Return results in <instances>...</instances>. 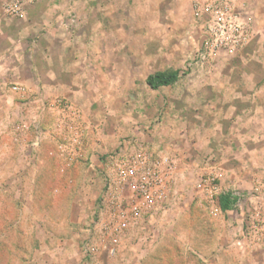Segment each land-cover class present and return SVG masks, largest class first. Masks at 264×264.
<instances>
[{
  "label": "rangeland",
  "instance_id": "1",
  "mask_svg": "<svg viewBox=\"0 0 264 264\" xmlns=\"http://www.w3.org/2000/svg\"><path fill=\"white\" fill-rule=\"evenodd\" d=\"M262 194L264 0H0V264H264Z\"/></svg>",
  "mask_w": 264,
  "mask_h": 264
},
{
  "label": "built area",
  "instance_id": "2",
  "mask_svg": "<svg viewBox=\"0 0 264 264\" xmlns=\"http://www.w3.org/2000/svg\"><path fill=\"white\" fill-rule=\"evenodd\" d=\"M17 12V11H13ZM217 21V31L220 33L222 43L226 45L236 44L241 41V31L237 25L233 24L231 21L228 24H225L224 17L219 11L215 15ZM14 91H22L21 88L15 87ZM170 171H173L174 165L169 166ZM135 169L133 167H120L117 170V183L118 185L125 186L126 188L131 187L140 197V199L149 202L152 198L151 186L157 184V179H154V174L151 170H148L145 176H142L140 180L135 179ZM153 179L150 181L149 178ZM108 178V177H107ZM109 180V179H108ZM110 185V180H109ZM111 188V185H110ZM122 188V187H120ZM115 190H117L115 188ZM262 196L261 206L257 208L256 212L253 214L249 213L244 227L245 240L248 239L249 242L256 246L259 251H263V261H264V194ZM130 211L134 215H139L141 208L138 204L131 205ZM240 244V243H239Z\"/></svg>",
  "mask_w": 264,
  "mask_h": 264
},
{
  "label": "trees",
  "instance_id": "3",
  "mask_svg": "<svg viewBox=\"0 0 264 264\" xmlns=\"http://www.w3.org/2000/svg\"><path fill=\"white\" fill-rule=\"evenodd\" d=\"M179 78L180 74L178 71L158 72L149 75L146 78L145 83L150 89L157 90L162 87L172 86L179 80ZM219 205L223 211L228 210L230 206V200L227 195L220 196Z\"/></svg>",
  "mask_w": 264,
  "mask_h": 264
}]
</instances>
